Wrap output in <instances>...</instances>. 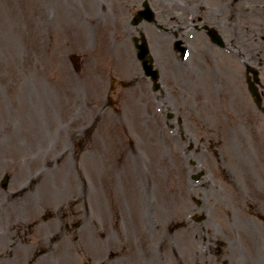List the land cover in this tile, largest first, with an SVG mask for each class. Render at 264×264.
Returning a JSON list of instances; mask_svg holds the SVG:
<instances>
[{
	"label": "rangeland",
	"instance_id": "obj_1",
	"mask_svg": "<svg viewBox=\"0 0 264 264\" xmlns=\"http://www.w3.org/2000/svg\"><path fill=\"white\" fill-rule=\"evenodd\" d=\"M142 1L0 0V264H264V0Z\"/></svg>",
	"mask_w": 264,
	"mask_h": 264
},
{
	"label": "water",
	"instance_id": "obj_2",
	"mask_svg": "<svg viewBox=\"0 0 264 264\" xmlns=\"http://www.w3.org/2000/svg\"><path fill=\"white\" fill-rule=\"evenodd\" d=\"M141 13H142V12H141ZM141 13H140V14H141Z\"/></svg>",
	"mask_w": 264,
	"mask_h": 264
}]
</instances>
